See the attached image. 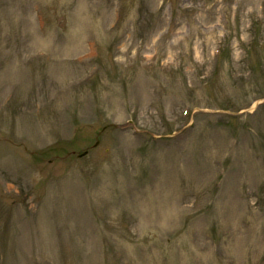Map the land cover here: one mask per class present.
Returning a JSON list of instances; mask_svg holds the SVG:
<instances>
[{"label":"rangeland","instance_id":"rangeland-1","mask_svg":"<svg viewBox=\"0 0 264 264\" xmlns=\"http://www.w3.org/2000/svg\"><path fill=\"white\" fill-rule=\"evenodd\" d=\"M0 264H264V0H0Z\"/></svg>","mask_w":264,"mask_h":264}]
</instances>
